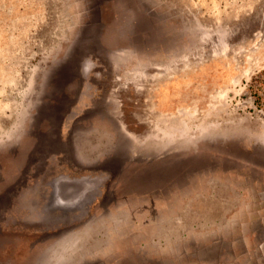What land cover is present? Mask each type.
Masks as SVG:
<instances>
[{"label": "rangeland", "instance_id": "obj_1", "mask_svg": "<svg viewBox=\"0 0 264 264\" xmlns=\"http://www.w3.org/2000/svg\"><path fill=\"white\" fill-rule=\"evenodd\" d=\"M155 21L200 42L188 62L150 48ZM122 44L146 62L108 82L124 124H67ZM214 64L184 102L182 68ZM0 264H264V0H0Z\"/></svg>", "mask_w": 264, "mask_h": 264}, {"label": "crops", "instance_id": "obj_2", "mask_svg": "<svg viewBox=\"0 0 264 264\" xmlns=\"http://www.w3.org/2000/svg\"><path fill=\"white\" fill-rule=\"evenodd\" d=\"M102 9H103L101 10L102 13L99 16L100 19L99 21H96V23L97 24L99 23V25H101L103 33L108 32L112 34L113 32H116L117 34H119L120 30H119V27H117L116 22H119L122 19L123 24H124L125 19L123 18L124 15L123 16L121 15V11L125 9L122 7V9L120 10L118 6L116 9H113V8L109 9L107 8V4L104 5ZM141 13L145 15L144 16L145 18L148 15L147 13L143 12V10L141 11ZM148 16H151V15H148ZM155 17L157 19L158 16L155 15ZM169 17H170V14H169ZM91 24H94V22H92ZM155 25L157 27L155 35L153 34L155 43L151 44L150 48L158 49L159 50L158 56L164 53V58H170L169 56L172 57L174 55L173 50L177 48L180 50V58L185 56L188 62V57H189L188 53L190 52L189 51L190 48L198 49V47L200 46L198 45L200 42H196V43L192 42L195 45H190L189 36H188V33L186 32L187 29L186 28L184 29V27L183 28L180 27L182 26V23L178 25L180 29L178 30L176 28L175 30V39H173L172 27H170L169 24L167 25L165 22L155 21ZM125 31H129V30L126 29ZM117 34L114 36H117ZM161 38H166V40L168 39V44H165V42H160L159 40ZM124 39L126 43L129 41L126 38ZM152 41H153V38H152ZM127 47H128L127 44H122V46H113V47L110 46L111 53L113 52L114 54H117V55L120 53H123L125 55L121 60H115V59L110 60V58L108 57H106L105 60L91 58V57L87 59V62L84 63L85 67L83 68V73H82V80H81L82 84L80 86L81 88L80 93L77 94V97H76L77 101L69 116L70 121L67 124H104L105 123L104 121H106L109 124H124L121 121L122 115H121V108L119 107V104L116 101L109 99L107 96L108 93L106 92V90L107 89L110 90L108 86V82H111L113 79L121 81L125 77V75H132V72L128 71V69L132 65L140 66L146 63L145 60L144 62H142L143 60H141V58L138 59L137 54H133L132 49L127 50ZM183 52H184V55H183ZM155 57H157V52L155 54ZM106 60H109L110 64L117 65V67L123 71L118 72L113 75L111 73L110 78H107V76L104 74V67L102 63V61H106ZM151 62L153 61L149 60V63ZM187 66H186V69L183 66L184 69L182 68L181 75H180L181 77L180 79L182 80L181 81L182 90L180 91L182 97L180 98L184 102H188L189 94L194 95L190 89V85H192L190 82H193L195 79H197L195 77H199V80H206V81L212 80L214 83L219 82L221 80L222 70L220 69V66H218L217 64H214L211 67V70L207 68L205 70H202L201 76H199L198 74H190ZM95 70H98V71H95ZM135 74H133L132 76V78L134 79H135ZM138 76L140 77L139 73H138ZM163 79L164 78H161V80ZM163 86H166V84ZM91 89L95 90L96 95H94V93L89 95V91ZM170 91H172L170 92V94L171 96H173L174 95L173 92H176L177 90L175 88H172V90ZM195 97L198 98V95H196ZM161 106L165 107L163 105ZM101 112H106L108 114L107 120H104L101 117ZM110 112L114 113V116L111 115L112 116L111 117L109 115ZM85 184L86 185H83L81 188L77 184H74L78 186V189L76 191H83V192L84 191L86 192L97 191L95 190V188L93 187L91 183L88 182V184L87 183ZM103 188L104 187H100V190L98 189V191L103 192L104 191Z\"/></svg>", "mask_w": 264, "mask_h": 264}, {"label": "bare ground", "instance_id": "obj_3", "mask_svg": "<svg viewBox=\"0 0 264 264\" xmlns=\"http://www.w3.org/2000/svg\"><path fill=\"white\" fill-rule=\"evenodd\" d=\"M63 179V178H62ZM59 180H61V179H59ZM58 180V181H59ZM65 180V179H64ZM72 180V179H71ZM54 182V181H53ZM55 184H53V186H54ZM56 186V185H55ZM66 187H67V189H68V191H76L77 189H78V186L77 185H73V184H71V183H67L66 184ZM56 193V192H55ZM66 197H67V195H66ZM69 197V196H68ZM60 198H62V196H60ZM53 199H54V197H53ZM65 199H67V198H65ZM77 199V198H76ZM59 200H61V199H59ZM55 203V202H54Z\"/></svg>", "mask_w": 264, "mask_h": 264}]
</instances>
